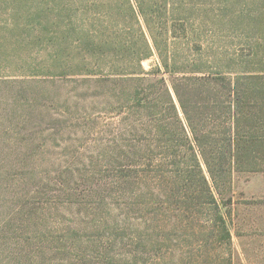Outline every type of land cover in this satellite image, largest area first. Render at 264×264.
<instances>
[{"label":"rangeland","instance_id":"rangeland-1","mask_svg":"<svg viewBox=\"0 0 264 264\" xmlns=\"http://www.w3.org/2000/svg\"><path fill=\"white\" fill-rule=\"evenodd\" d=\"M102 1L0 0V264H264V170L215 193L229 243L210 237L205 211L159 210L116 182L113 129L127 103L111 65L134 69L132 51L112 59L111 39L139 48L140 37ZM181 1L185 13L169 0L177 12L151 25L162 52L200 42L216 60L207 70L264 74V0ZM159 64L153 49L141 65ZM159 76L170 88L174 77Z\"/></svg>","mask_w":264,"mask_h":264},{"label":"trees","instance_id":"trees-1","mask_svg":"<svg viewBox=\"0 0 264 264\" xmlns=\"http://www.w3.org/2000/svg\"><path fill=\"white\" fill-rule=\"evenodd\" d=\"M173 1L178 13L187 11L181 0ZM122 2H101L111 9V21L115 6L128 13L123 19H132L140 37L139 48L124 43L123 33L111 39L112 59L121 63L132 51L129 60L134 69L119 74L111 65V85L126 83L127 103L120 107L122 118L113 129L116 182L129 185L135 196L159 210L169 205L190 215L205 211L210 237L229 243L230 232L215 193L231 183L234 173L264 170V74L211 72L207 61L216 60L208 59L200 42L198 48L187 46L166 55L151 25L160 22L161 15L177 12L170 11L169 0ZM180 29L184 37L197 35L190 26ZM153 49L160 64L145 71L142 61L153 56ZM162 71L174 77L170 88L159 76Z\"/></svg>","mask_w":264,"mask_h":264}]
</instances>
